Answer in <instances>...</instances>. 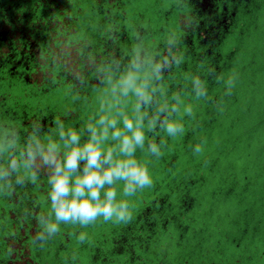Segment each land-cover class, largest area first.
Masks as SVG:
<instances>
[{"label": "flooded vegetation", "instance_id": "flooded-vegetation-1", "mask_svg": "<svg viewBox=\"0 0 264 264\" xmlns=\"http://www.w3.org/2000/svg\"><path fill=\"white\" fill-rule=\"evenodd\" d=\"M94 1L95 6L89 7L84 0H0V172L8 173L0 178V201L4 202L0 219L27 222L29 230L19 232L22 239L14 248L20 250L26 243L44 257L53 239L46 230L37 229V222L43 227L55 221L49 196L54 166L46 164L44 157L55 155L62 160L70 151L68 134L76 131L83 145L91 136L90 128L102 127L101 117L122 124L121 114L127 108L122 104L112 107L109 99L112 90L125 96L120 81L129 73L154 80V92L145 91L151 101H141L140 108L145 124L151 126L145 135L148 148L151 144L159 149L166 146L163 122L175 120L178 100L184 94L201 96L212 122L216 121L215 106L222 99L213 97L211 90L226 91L224 77L236 68L235 53L225 55L228 42L238 35L248 37V28L257 27L264 11V0H179L165 18L172 33L152 49L148 43L159 40L145 28L138 27L137 37L132 35L130 6L134 0ZM86 11L92 17H86ZM176 13L178 19L173 21ZM189 79H194L191 86ZM102 146H116L111 129ZM114 159L127 157L114 152ZM12 162L17 165L15 170L10 167ZM83 167L81 162L79 174ZM119 184L122 180L105 185L101 200L110 188L117 192ZM184 187L188 196L181 210L185 214L195 205L189 194L196 184L191 180ZM174 211L168 199L153 202L135 227H128L121 236L120 254L140 262L159 233H168L171 224L181 222ZM182 231L180 246L188 229ZM37 235L45 239L37 242ZM105 245H99L94 260L114 264L104 253ZM79 258V264L84 262L83 255ZM71 261L67 264H74L75 258Z\"/></svg>", "mask_w": 264, "mask_h": 264}, {"label": "rangeland", "instance_id": "rangeland-1", "mask_svg": "<svg viewBox=\"0 0 264 264\" xmlns=\"http://www.w3.org/2000/svg\"><path fill=\"white\" fill-rule=\"evenodd\" d=\"M84 3L89 7L96 4L94 0H84ZM178 4L179 0H134L130 6L132 35L137 37L138 27L142 26L159 40L148 43L152 49H157L161 38L173 31L167 27L165 18ZM262 16L257 27L248 28V37L243 39L238 35L228 42L225 55L235 53L236 68L224 77L226 91L211 90L213 97L222 99L221 104L215 106L216 121L212 122L211 112L201 96H180L173 121L183 125L182 133L175 136L166 133L168 139L164 142L166 146L160 148V157L151 153L146 138L143 147L138 146L134 153L133 158L148 168L152 186L134 196H125L122 180L117 189L116 201L129 204L131 219L125 223L98 217L87 226L60 222L56 237L61 238L67 232L74 241L65 245L72 254L66 255L64 250L60 252V259L57 254L65 243L63 239L56 242L52 252L55 264L68 262L70 256L82 255L83 264H102L94 259L99 245L105 243L104 253L114 264H264V11ZM86 17L92 16L86 11ZM177 19L176 13L172 20ZM137 76V81L140 80L137 85H145L144 91L152 94L154 80L143 74ZM188 82L191 86L194 79ZM109 100L112 107L119 104L126 107L124 115L130 110L128 117H140L147 135L151 126L145 124L140 110L142 102L133 92L120 96L112 90ZM164 100L172 103L171 98ZM117 126L123 127L122 124ZM114 143L118 146L119 142L114 140ZM197 145L202 148L199 153L194 151ZM116 153L120 154L118 147ZM191 180L196 188H192L189 195L195 199V205L184 214L181 203L188 196L184 186ZM165 199L172 203L173 215L181 222L171 224L168 233H159L150 251L142 253L140 262H135L134 258L133 263L132 256L120 254L118 241L128 227H135L148 206ZM3 206L4 202L0 201V211ZM183 228L188 232L185 243L180 246ZM81 234L85 236L83 242L78 239ZM2 249L7 250V245H1Z\"/></svg>", "mask_w": 264, "mask_h": 264}, {"label": "clouds", "instance_id": "clouds-1", "mask_svg": "<svg viewBox=\"0 0 264 264\" xmlns=\"http://www.w3.org/2000/svg\"><path fill=\"white\" fill-rule=\"evenodd\" d=\"M137 77L129 73L120 81L124 95L133 92L138 101L147 104L150 97L144 91L145 85H137ZM232 81L230 84L232 85ZM230 94V92L228 93ZM137 103V110H139ZM191 111V110H189ZM122 115L123 127H118L119 121L115 118L101 117L98 123L102 127L97 130L90 128L91 136L86 143L80 144V135L76 131L68 134L70 151L66 152L62 160H57L55 155L44 157V162L53 165V174L49 178L51 190L49 193L51 207L54 212L56 223L46 226L48 234L59 231V223H80L87 226L94 223L98 217L104 221L115 220L116 222H128L131 219L129 204L125 201H116V191L111 188L105 192L101 200V190L105 185H113L116 180H123V192L125 196H134L138 191L152 186L153 181L149 170L141 166L133 157L136 148L143 147L145 134L140 117L135 119ZM165 131L169 136H175L183 131V125L175 121L165 120L163 122ZM118 141V146L105 149L102 142L109 139ZM119 153L127 159H114V152ZM151 153L157 157L162 156L156 144L149 145ZM196 153L202 151L197 145ZM81 162L84 163L83 173H80ZM107 165V167H105ZM10 167L15 170L17 165L12 162ZM8 173L0 172V178ZM69 197H71L69 199ZM43 235H37L35 241L44 240ZM83 242L85 236L78 237Z\"/></svg>", "mask_w": 264, "mask_h": 264}, {"label": "trees", "instance_id": "trees-1", "mask_svg": "<svg viewBox=\"0 0 264 264\" xmlns=\"http://www.w3.org/2000/svg\"><path fill=\"white\" fill-rule=\"evenodd\" d=\"M2 222V223H1ZM40 224L37 229H43L46 230V226L48 224H51L50 222L47 223L42 227L41 223L38 221L37 224ZM29 226L28 223L25 222L24 220H19V219H9L8 221H4L0 219V264H44L42 261L52 260V252H53V247L56 244L57 241H61L63 239V243L61 248L58 251L57 254V259H60V252H62V249H67L62 248L68 246L70 243H73L70 233H65L61 235L60 237H56V233L51 234L53 242L51 245V249H48L47 252L48 255L47 257H44L40 254L38 255L33 247L29 244L23 243V245L20 247V250L15 249L14 247L11 248L10 245L14 244L17 245V241L19 239V232L24 231L28 232ZM1 239L5 242L3 243ZM72 241V242H71ZM1 245H7V250L2 249L1 250ZM16 247V246H15ZM68 251V250H67ZM70 251L66 252V255H71ZM72 258V257H70ZM74 258H72V263H73ZM78 260H80L79 256L75 258L74 264H79ZM82 262L80 264H83ZM62 264H67V262H62Z\"/></svg>", "mask_w": 264, "mask_h": 264}]
</instances>
